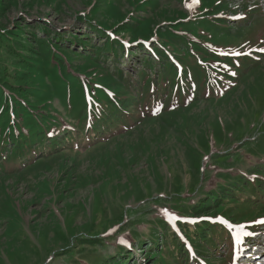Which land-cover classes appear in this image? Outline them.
I'll use <instances>...</instances> for the list:
<instances>
[{"label": "rangeland", "instance_id": "obj_1", "mask_svg": "<svg viewBox=\"0 0 264 264\" xmlns=\"http://www.w3.org/2000/svg\"><path fill=\"white\" fill-rule=\"evenodd\" d=\"M259 221L264 0H0V264H264Z\"/></svg>", "mask_w": 264, "mask_h": 264}, {"label": "trees", "instance_id": "obj_2", "mask_svg": "<svg viewBox=\"0 0 264 264\" xmlns=\"http://www.w3.org/2000/svg\"><path fill=\"white\" fill-rule=\"evenodd\" d=\"M147 79H148V77H147ZM164 79L165 78H163V80ZM143 85H146V88L143 91V94L144 95L143 94H141V95L140 94H136L135 92H131L130 93V95L134 99L131 96H129V99L128 100L126 98H123L122 101L116 102L113 97H110L111 98V104H109V107L110 108L108 109V111L106 112V114H104L102 112H96V109L93 108L91 106V104H85V102H84V109H83V112H81V113H83V116L86 115V119L82 123V130H83V132L86 133V137L93 138L95 135L98 136L100 129H101V131L103 133H107L108 127H110L109 125L110 124L113 125L122 116L124 117V121H126L125 114H126V111L127 110L124 109V104L125 105L131 104L132 102H130V99L132 101L133 100L139 101V99H146V102L147 103H148V101L151 100L147 105L154 104L156 102V98L157 97H156L155 91L153 90V87H155L156 84H154V83L149 84L148 81H144L143 82ZM148 86H149V88H148ZM125 89H126V87L121 82V89H120L121 92H126ZM145 95H147V97H145ZM85 113H87V114H85ZM100 116L102 117L103 120H106V122L101 123V126L99 127L98 124H97V122H96V120ZM115 126H116V123H115ZM62 131H63V134H66V132H67L66 130H62ZM45 132L46 131L43 132V137L42 138H45V137L46 138L53 137V138H50V139L48 138V144L49 145L52 144V143H58V142H60V140L59 141H55L56 140L55 139L56 136H54L55 135L54 132L53 133H46V134H45ZM94 138H96V137H94ZM16 157H18V155ZM235 191H237V188H236Z\"/></svg>", "mask_w": 264, "mask_h": 264}, {"label": "snow or ice", "instance_id": "obj_3", "mask_svg": "<svg viewBox=\"0 0 264 264\" xmlns=\"http://www.w3.org/2000/svg\"><path fill=\"white\" fill-rule=\"evenodd\" d=\"M260 223H264V221H259Z\"/></svg>", "mask_w": 264, "mask_h": 264}]
</instances>
